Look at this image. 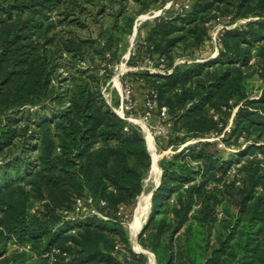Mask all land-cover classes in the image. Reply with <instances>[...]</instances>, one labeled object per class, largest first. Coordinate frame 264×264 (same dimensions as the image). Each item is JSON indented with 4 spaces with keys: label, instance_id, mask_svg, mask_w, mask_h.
<instances>
[{
    "label": "trees",
    "instance_id": "obj_1",
    "mask_svg": "<svg viewBox=\"0 0 264 264\" xmlns=\"http://www.w3.org/2000/svg\"><path fill=\"white\" fill-rule=\"evenodd\" d=\"M167 1L0 0V264H149L120 210L142 193L151 155L102 87L136 17ZM216 18L245 22L223 29L216 56L177 63ZM136 45L163 58L162 72L129 75L156 93L151 118L167 108L174 150L139 245L156 264H264V0H190ZM235 107L230 131L209 139Z\"/></svg>",
    "mask_w": 264,
    "mask_h": 264
},
{
    "label": "rangeland",
    "instance_id": "obj_2",
    "mask_svg": "<svg viewBox=\"0 0 264 264\" xmlns=\"http://www.w3.org/2000/svg\"><path fill=\"white\" fill-rule=\"evenodd\" d=\"M189 3L190 0H169L162 6L150 8L147 11L139 14L134 21V24H136V31L134 32L133 29L132 32L126 38L125 50L121 53V57L119 61L117 63H113L107 66L108 71H110L111 74L108 77L106 83L102 87L107 99L111 102L112 106L117 110H120L121 94L123 93V91L126 88H129L131 90V106H129V108H126L125 104L123 105L124 116L128 118L129 122L137 125L140 128L144 138H145V133L143 131V128L140 126L138 122H136V119H142L145 122L153 138V143H154L153 149L154 152L156 153L158 164L163 156L165 155L169 156L174 151L172 147L167 146L168 136L171 134L170 132H172V123L169 126L168 121L162 120L160 118H145L143 116L144 103H145L148 86L145 83V81L141 79H137L136 76L129 75V73L139 70H145L147 67H150L151 69L158 67L154 65H157L158 63H160V61L156 60L155 58L154 59L149 58L148 56H144V58H142L143 53L139 51L137 48H135L137 46L136 43L138 39L141 40L147 35L149 27L153 24L154 20L158 16L168 14L171 12L173 13L179 12L184 8H188L186 7V5H189ZM243 22H245V20H238L228 25L227 20L223 18H216L214 20L208 21L207 22L208 37L204 41V43L200 46H194L193 44H190L188 42H183L182 44L183 56L177 58L176 62L190 63L193 60L197 61L203 59L202 61H205L209 59L210 56L216 51V46L218 47V49L220 47L217 38L220 37L223 29L234 28ZM130 55H134V60L132 61L137 62V64L130 63L128 61ZM136 55H138V57H136ZM180 60H184V61H180ZM101 73H105V71L102 69ZM247 84H248V89L253 96H257L260 93L261 90L260 80L257 73L254 70L248 71ZM116 101L117 103H115ZM232 117L233 115L231 112L227 116L228 119L225 127L231 128ZM219 127H222L221 122H219ZM223 130H218V133L217 132L214 133L215 134L214 138L220 139L224 134L226 135L228 133L227 131L223 133ZM222 146L226 153H233L234 149H236L234 148L235 146H227V145L225 146V144L223 143ZM150 171L151 170L148 171L146 177L144 178L143 191L146 192L150 191L159 180V176H158V180L155 181L156 173ZM137 200L138 197L135 200L134 204L128 207H124L121 212V215L123 216V223L129 234L132 249L135 252H137L138 249L134 247L133 237L131 236L132 232L129 226L134 218L133 216L135 215ZM150 205L151 203L149 202V204L143 211L141 217L142 223L138 231L141 229V227L146 221L147 215L150 210ZM135 239L136 242L138 243L137 234L135 236ZM141 249L143 250V248ZM144 251L146 252L145 254L147 256V260L149 264H154L152 261L151 251H149L148 249H145Z\"/></svg>",
    "mask_w": 264,
    "mask_h": 264
},
{
    "label": "built area",
    "instance_id": "obj_3",
    "mask_svg": "<svg viewBox=\"0 0 264 264\" xmlns=\"http://www.w3.org/2000/svg\"><path fill=\"white\" fill-rule=\"evenodd\" d=\"M189 5H186V7H188ZM217 41L220 45V37L217 38ZM216 42V40H215ZM220 48V47H219ZM218 47L216 46V51L210 56L211 57H214L217 55L218 53ZM203 59H200V60H197V61H202ZM160 63L162 62L163 63V58H161L160 60ZM180 61H184V60H180ZM190 62V61H188ZM154 66H157V65H154ZM147 70L151 71V72H156V71H159V72H162L161 68L158 66L157 68H150V67H147L146 68ZM103 91V94H104V97L107 101V103L112 107L113 111L118 114L121 118H124L126 120H128L127 117L124 116V112H123V108H124V104H125V107L126 108H129V106H131V90L129 88H126L123 93L121 94V106H120V110H117L115 109L111 102L107 99L105 93H104V90L102 89ZM157 107V98H156V93L153 91V90H150L147 92L146 94V98H145V108H144V112H143V116L145 118H151L152 115H153V110L154 108ZM235 109L236 107L232 110V115H234V112H235ZM121 111V112H120ZM215 119L217 118V116L215 115L214 116ZM159 118L162 119V120H165V121H168V125L170 126L171 125V120L169 119V116H168V112H167V108L165 106H162L159 110ZM232 121V120H231ZM126 129V127H125ZM227 131L229 132L230 131V128L229 127H225L224 130H223V133ZM222 133V135H223ZM209 139H217V138H214V137H211ZM219 140V138L217 139ZM220 146H222V143L220 142L219 143ZM37 206L33 207L32 208V211H34L36 209ZM122 209L120 210V213L122 212ZM80 212V213H96L100 216H102L95 207H93L92 205H89V206H86L84 205L80 200H78V204H77V212Z\"/></svg>",
    "mask_w": 264,
    "mask_h": 264
},
{
    "label": "bare ground",
    "instance_id": "obj_4",
    "mask_svg": "<svg viewBox=\"0 0 264 264\" xmlns=\"http://www.w3.org/2000/svg\"><path fill=\"white\" fill-rule=\"evenodd\" d=\"M136 122H138L140 124V126L143 128V131L145 133V138L147 141V146L151 155V165H150V172H155L156 176H155V181L158 180V176H159V171H160V167L159 164L157 162V158H156V153L154 152V143H153V138L152 135L147 127V125L145 124V122L142 119H136ZM151 191V190H150ZM150 191H142V193L140 194V196L138 197L137 200V206H136V210H135V215L133 216V220L130 224V229L132 232V237H133V241H134V247L136 249H140L142 248L141 246L138 245V243L136 242L135 236L138 232L139 227L141 226L142 223V214L144 209L147 207V205L150 202ZM145 250V249H143Z\"/></svg>",
    "mask_w": 264,
    "mask_h": 264
},
{
    "label": "water",
    "instance_id": "obj_5",
    "mask_svg": "<svg viewBox=\"0 0 264 264\" xmlns=\"http://www.w3.org/2000/svg\"><path fill=\"white\" fill-rule=\"evenodd\" d=\"M133 29H134V32H135V31H136V24H134ZM146 145H147V142H146ZM147 149H148V147H147ZM149 154H150V153H149ZM161 174H162V170H161V168H160L159 180L157 181V183L155 184V186H154V187L151 189V191H150V203H151V196H152L154 190H155V189L158 187V185H159ZM141 228H142V227H141ZM140 230H141V229H140ZM140 230L137 232V236H138ZM138 245H139V244H138ZM139 246H140V245H139ZM137 252H143V253H146V252H145L144 250H142L141 248L138 249ZM151 256H152V261H153V263L156 264V262H155V257H154V255H153L152 252H151Z\"/></svg>",
    "mask_w": 264,
    "mask_h": 264
}]
</instances>
